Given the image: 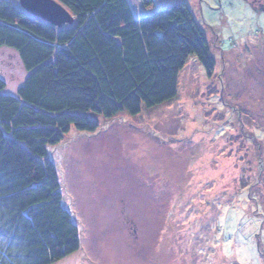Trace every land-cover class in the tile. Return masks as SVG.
Instances as JSON below:
<instances>
[{"label":"rangeland","instance_id":"1","mask_svg":"<svg viewBox=\"0 0 264 264\" xmlns=\"http://www.w3.org/2000/svg\"><path fill=\"white\" fill-rule=\"evenodd\" d=\"M128 1L137 16L185 3L216 67L192 56L173 101L48 148L81 234L55 264H264V0ZM27 76L1 48L5 93Z\"/></svg>","mask_w":264,"mask_h":264},{"label":"trees","instance_id":"2","mask_svg":"<svg viewBox=\"0 0 264 264\" xmlns=\"http://www.w3.org/2000/svg\"><path fill=\"white\" fill-rule=\"evenodd\" d=\"M55 1L72 25L0 0V49L16 51L28 74L15 95L0 77V264H55L81 248L49 147L173 101L192 56L209 75L216 67L185 3L137 16L128 0Z\"/></svg>","mask_w":264,"mask_h":264},{"label":"water","instance_id":"3","mask_svg":"<svg viewBox=\"0 0 264 264\" xmlns=\"http://www.w3.org/2000/svg\"><path fill=\"white\" fill-rule=\"evenodd\" d=\"M19 4L27 13L57 27L74 22L71 14L55 0H19Z\"/></svg>","mask_w":264,"mask_h":264}]
</instances>
